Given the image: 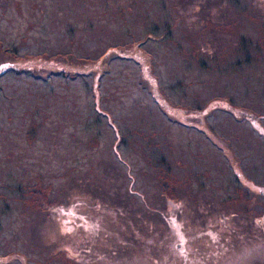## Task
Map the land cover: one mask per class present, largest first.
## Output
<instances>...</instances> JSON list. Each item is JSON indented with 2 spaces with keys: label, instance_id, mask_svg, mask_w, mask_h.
I'll return each instance as SVG.
<instances>
[{
  "label": "rangeland",
  "instance_id": "374dc122",
  "mask_svg": "<svg viewBox=\"0 0 264 264\" xmlns=\"http://www.w3.org/2000/svg\"><path fill=\"white\" fill-rule=\"evenodd\" d=\"M0 264H264V0H0Z\"/></svg>",
  "mask_w": 264,
  "mask_h": 264
},
{
  "label": "trees",
  "instance_id": "16d2710c",
  "mask_svg": "<svg viewBox=\"0 0 264 264\" xmlns=\"http://www.w3.org/2000/svg\"><path fill=\"white\" fill-rule=\"evenodd\" d=\"M24 71V70H23Z\"/></svg>",
  "mask_w": 264,
  "mask_h": 264
}]
</instances>
